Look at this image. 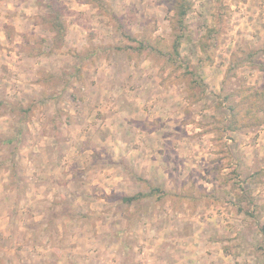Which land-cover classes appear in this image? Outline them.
<instances>
[{
    "label": "rangeland",
    "instance_id": "obj_1",
    "mask_svg": "<svg viewBox=\"0 0 264 264\" xmlns=\"http://www.w3.org/2000/svg\"><path fill=\"white\" fill-rule=\"evenodd\" d=\"M106 2L0 0V264H264V176L248 179L264 174V123L223 130L229 93L264 89V0H192L172 62L131 53L132 36L168 52L172 0ZM240 49L257 65L225 79ZM95 94H146L150 146L126 143L142 121L98 110ZM117 113L130 127L111 135L102 119Z\"/></svg>",
    "mask_w": 264,
    "mask_h": 264
},
{
    "label": "trees",
    "instance_id": "obj_2",
    "mask_svg": "<svg viewBox=\"0 0 264 264\" xmlns=\"http://www.w3.org/2000/svg\"><path fill=\"white\" fill-rule=\"evenodd\" d=\"M94 5H98L100 7L107 8L109 6L106 0H86ZM192 0H172L171 8L173 10V15L171 18V28L174 33L173 39L171 41L170 47L168 48V52H165L164 47L160 44L159 39L149 38V37H141L137 38L136 36H132L131 39L136 42L135 45L131 46V53L141 54V53H149L154 55H163L166 53L167 59L172 62L176 58H181L179 48L181 44L182 38L185 36L186 31V23L185 17L188 11L191 9ZM222 20V17L220 18ZM51 27L56 30L60 39L63 38L65 32V25L58 19V16L52 17L50 19ZM218 33V29L216 26L208 27L205 31L204 37L206 39L216 37ZM204 45H207L204 42ZM203 46V45H202ZM264 51V48L263 50ZM258 50H236L231 53L230 61L228 67L226 69L225 79L234 76L235 70L239 67H243L245 65H257L255 59V55ZM188 71V64L185 68V72ZM238 96L237 100L230 102L229 104V114L227 123L224 125V131H235L241 130L245 128H257L260 127L264 123V89L262 90H252L250 88H242L236 89L229 93L226 97ZM261 175L264 176L262 170H258L250 174L248 179H253L254 177L259 178ZM232 180V178L226 176L224 177V182ZM233 183L235 187H239L241 193L236 195V201L238 211L245 212V208L241 206L239 203L246 202L251 203L252 198H248L249 192H243V186H240L236 180ZM242 187V188H241ZM155 192H159L158 188H152L149 193H138L131 196H124L122 200L124 202L130 203L133 200H137L141 197H146L149 195H153ZM259 231L263 237L264 242V222L259 225Z\"/></svg>",
    "mask_w": 264,
    "mask_h": 264
},
{
    "label": "crops",
    "instance_id": "obj_3",
    "mask_svg": "<svg viewBox=\"0 0 264 264\" xmlns=\"http://www.w3.org/2000/svg\"><path fill=\"white\" fill-rule=\"evenodd\" d=\"M139 75H140V73H139ZM112 76L116 77V75L114 73ZM121 81H122V79H121ZM95 86H98V85H95ZM95 95H96V97L98 96V98H99L98 101L95 100L96 101L95 103H97V105L94 104V106L95 105L97 106L98 110L106 111L108 108H112L111 111L114 112V109H117V110H120L121 114L124 113L126 116L131 117V118H128L129 122L133 121L134 119L136 120V123L139 122L140 120L142 121V126L140 128H138L137 131H133V128H132V132L130 133L131 135H133V137H136V138L135 139L131 138V137L125 138L126 143H128L129 141H133V143H140L141 146H145V147L150 146V142H148V144H147L148 146H146L145 142H143V140L139 139L141 136V134H139V132H144V131L150 130V128L147 124L148 120H146V118L143 117V116H146V115H144L145 112H143V109H145V110L148 109L144 105L146 94H95ZM173 97L174 96L172 94V98ZM102 99H103V101H102ZM161 101L164 104L163 101H166V98H163V96H162ZM150 105H151V103H150ZM158 105H159V103L155 102L153 105L154 106L153 109L154 108L157 109V107H159ZM172 105H173V102H172ZM175 105H176V103H175ZM116 115L110 114L109 116L107 115L102 119L103 123L108 125V127L110 124L112 125L109 127V129L111 130V132H110L111 135H112V131L118 132V131H121L123 129L126 130L130 127V124L128 123L127 120H123L122 118H119L118 120H114L120 116V113H117ZM109 122H111V123H109ZM116 123H120L123 127L117 126L118 124H116ZM105 124H103V125H105ZM124 124H127V125H124ZM131 125L133 126V122L131 123ZM111 135H107V138H108L107 140H110L111 137H113ZM94 141L95 142L99 141V135H98V137L94 138ZM163 145H164L163 141L162 140L160 141V138H159V141H157V139H156L154 142V146L157 148H159ZM140 159H142V158H140ZM153 163H154L153 165L148 167L147 172L148 173H154V175L157 177L163 175L164 171L162 169V164H163L162 155L159 154L158 157L155 158V161H153ZM108 178L112 179V183H113L114 176L111 175ZM232 241L236 242V244L240 243L239 239H235V240L233 239V240H231V242ZM217 257L219 259H221L219 253L217 254Z\"/></svg>",
    "mask_w": 264,
    "mask_h": 264
}]
</instances>
